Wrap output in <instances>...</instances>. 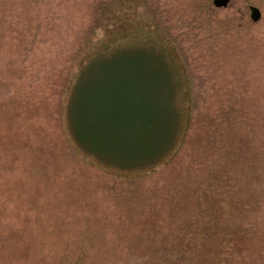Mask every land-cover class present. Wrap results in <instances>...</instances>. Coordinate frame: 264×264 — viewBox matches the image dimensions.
<instances>
[{"label":"rangeland","instance_id":"obj_1","mask_svg":"<svg viewBox=\"0 0 264 264\" xmlns=\"http://www.w3.org/2000/svg\"><path fill=\"white\" fill-rule=\"evenodd\" d=\"M98 51L171 69L155 162L76 141ZM147 70L133 84L152 106L167 89ZM148 110L143 152L165 134ZM0 264H264V0H0Z\"/></svg>","mask_w":264,"mask_h":264},{"label":"trees","instance_id":"obj_2","mask_svg":"<svg viewBox=\"0 0 264 264\" xmlns=\"http://www.w3.org/2000/svg\"><path fill=\"white\" fill-rule=\"evenodd\" d=\"M96 53L92 54L90 59L100 56L101 51ZM151 55L153 59H151L149 74L152 84L154 87L157 86L156 76L162 72L165 76L162 84L164 89H167L164 102L153 91L155 99L158 98V104L153 99L152 106L147 105L146 95L143 96L137 92L138 89L134 88L133 84V82L139 84L135 82V77L142 76L147 70L146 66L144 69L141 67V57L135 62L108 59L114 56H107V59L100 57L92 59L86 71L80 69L81 72L75 86L78 95L74 88L68 120L76 141L83 148L109 162L132 168L141 163L155 162L161 151L169 149L172 142L171 135L174 132V120L166 121L165 118L170 119L166 112L168 104L171 107L170 98L174 88L173 74L162 59L156 62L154 55ZM137 72L141 74L138 75ZM150 107L161 111L159 113H162L164 120L161 135L163 132L165 134L156 141L158 143L154 148L143 152L139 146L144 143L146 121L149 124L152 122V114L150 119H148L149 115L147 116ZM83 137H88V139H83ZM102 138H106L105 142L101 140ZM99 146H105V151H99ZM115 153L117 155H114Z\"/></svg>","mask_w":264,"mask_h":264},{"label":"water","instance_id":"obj_3","mask_svg":"<svg viewBox=\"0 0 264 264\" xmlns=\"http://www.w3.org/2000/svg\"><path fill=\"white\" fill-rule=\"evenodd\" d=\"M230 0H213V4L216 6V7H224L228 4ZM261 11L260 9L257 7V6H250V17L253 21H258L261 19Z\"/></svg>","mask_w":264,"mask_h":264}]
</instances>
